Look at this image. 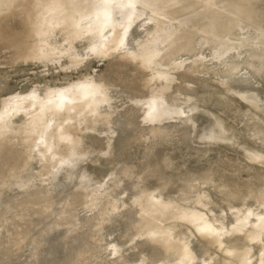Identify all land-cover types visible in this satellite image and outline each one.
<instances>
[{"label":"rangeland","instance_id":"rangeland-1","mask_svg":"<svg viewBox=\"0 0 264 264\" xmlns=\"http://www.w3.org/2000/svg\"><path fill=\"white\" fill-rule=\"evenodd\" d=\"M126 1L68 0L70 12L76 6L87 7L90 14L99 16L103 8L111 4V19L101 20L104 30L100 33H90L82 39L72 33L68 35L62 50L50 47V54L37 60L20 55L11 39H8L12 33H19L23 29L27 5L22 1L13 2L8 9L0 12V34L5 39H0V46L5 44L0 48V124L15 128L32 121L39 111L45 114V127L36 132L31 146L26 150V165L9 171L6 161L0 163V242L7 243L0 248V264H69L68 259L81 250V247L69 245L75 223L83 227L82 241L94 236L92 250L76 264H201L203 261L208 264H239L238 256L248 264H256L264 256V214L261 215L263 218L258 217L253 204L245 209L242 202L246 197L253 200L257 195L264 194V72L259 71L260 64L257 62L264 63V0H187L183 4L187 9L179 12L177 19L166 21L163 28L175 30L177 26L181 28L186 25L183 28L192 32L199 28V34H187L185 37L194 52L182 53L165 64L162 61L153 62L148 67L141 61H130L123 57V54L129 55L126 53L130 52L127 46L122 47L124 44L121 42L127 45L131 39L127 35L134 36L136 23L144 22L151 14L154 17L163 16L165 11L162 6L159 8L154 2L151 5L148 0H145L148 3L143 0L128 3L132 6L136 1L141 5L145 2L142 5L144 8L141 7L144 10H135L140 6L136 2L134 9L129 6L123 11L128 8ZM205 3L211 4L208 6ZM156 6L160 12L153 11L157 9ZM130 9L136 11L132 12L133 17ZM122 15L127 20L130 17L133 22L121 25V20H126L121 18ZM136 15L143 18L137 22ZM210 17L219 19L217 34L200 28ZM180 20L184 21V25ZM189 22L195 25H189ZM132 23L136 28L130 26ZM110 27L116 30V37ZM71 28H75L73 32L77 30L75 26ZM106 30L111 31L108 38L114 35L110 36L111 43L113 39L116 40L112 47L108 38L106 40L102 36ZM127 30L132 33L129 34ZM125 38L126 41H123ZM103 40L105 45L102 44L104 47L99 52H88L94 42ZM106 42L113 50L109 55L105 54L109 51H105ZM118 45L123 49H119ZM236 52L239 53L238 57ZM192 58L195 59L193 65ZM88 85L90 88L92 85L101 86L99 89L103 93L99 96L100 104L106 112L116 113L115 123L123 124L116 134L109 136L104 131L89 128L94 121L93 107L89 110V106H86V110L82 109L84 112H78L81 105L83 108L90 100H95L96 95L92 96L95 91H100L94 87V91L91 89L93 92L90 90L88 93L90 97L81 94L80 89L88 88ZM83 100L88 103H82ZM153 100L157 101L160 109L165 104L161 119L157 115L162 110L156 108L157 115L153 114L154 110L150 113L155 105ZM93 103L89 104L90 107ZM175 111L178 113L175 114ZM70 112L78 116V119H73L77 124L71 120L72 116L69 117ZM78 114L86 116L88 120L90 118V122ZM258 119L262 124L259 122L255 131L252 123ZM84 123L91 125L85 126ZM194 123H198L195 125L197 127ZM249 123L252 124L250 127ZM77 125L81 128L78 129ZM245 126L252 128L247 131L248 127ZM179 128H182L181 134ZM151 129H165L166 135L161 138L162 141L153 138ZM184 129L189 130L187 138ZM70 131L73 133L71 136L79 137L80 148L71 144L67 147L69 143L66 138L64 141L62 138L64 143H60V138L65 133L68 137ZM205 148L206 153L199 155V150ZM16 149L25 150V145L16 146ZM70 152L73 155L71 158L77 159L81 154L85 159L81 157L83 165L77 164L78 167L69 173L65 171L63 162L69 159ZM71 158L70 161L75 159ZM166 163H169L168 167ZM152 165L154 168L147 177H142L141 182L142 173ZM119 174L125 175L121 181L117 178ZM207 175L212 180L211 184L204 183ZM183 177H188V181H184L186 178ZM21 178L25 180L13 183L15 179L22 181ZM173 178H176L174 182ZM177 178L183 179V182ZM144 180L149 183L146 181L145 184ZM161 181L167 182L164 190L159 188ZM141 183L145 184L141 185V190L143 188L148 202L152 204L158 201L160 193H163L165 198L174 200L178 210L174 209L166 220L159 222L153 220L152 212L151 221L145 224L148 231L137 235V230L144 224L143 216H146L138 206H134L137 192L131 185L140 186ZM233 186H236V192L231 196L228 191ZM202 195L207 199L204 207L198 203V197ZM22 197L40 199V205L22 212L16 205ZM75 198L81 202L72 207L70 218L56 222V213ZM49 201L48 212L43 215L38 213L45 209ZM107 206L111 207L113 215L99 216L100 209ZM180 208L202 211L206 224L224 229L220 233L219 243L210 245L207 237L198 235V223L177 222L174 215L179 213ZM93 220L97 225L89 226ZM173 224L175 227L169 231L167 243H156L157 237H153L151 232L157 227ZM24 225L27 229L14 238L17 227ZM185 236L192 242L188 254H167V244L174 240L184 243ZM13 240L18 242L12 244ZM225 249L230 253H225ZM92 251L99 254L93 258Z\"/></svg>","mask_w":264,"mask_h":264},{"label":"bare ground","instance_id":"bare-ground-1","mask_svg":"<svg viewBox=\"0 0 264 264\" xmlns=\"http://www.w3.org/2000/svg\"><path fill=\"white\" fill-rule=\"evenodd\" d=\"M17 1H22V2H24L27 5V15H26V18L24 20V27H23V29L19 33L18 32L16 34H13L12 33V36H8V39L9 38L11 39L10 41H12V44L18 49L19 53H21L20 55L24 54L25 56L29 57L30 59H36V60L37 59L46 58L50 54V50H49L50 47H53V49H60V50H62L63 45L68 41V37H69L68 35H70L72 33H74V34L76 33V35H77V37H79V39L80 38L82 39L83 37H85L86 35H88L90 33H95V34L96 33H100L102 31V29H103L102 26H101V24H100L101 20L103 19L105 21H108L109 19H111L110 17H111V13H112V11H111L112 10V5L111 4L110 5L107 4V6L103 8L104 11L100 14V16L98 14H94V15L90 14L89 13V8H87V7L80 8V7H77L76 6V8L73 9L72 12H70L69 11L70 7L68 5V3H69L68 0H0V12L2 10L8 9V7L11 5V3L17 2ZM122 1L125 2L126 0L125 1L122 0ZM143 1H145V0H143ZM126 2H127V5H128V3L131 2V0H130V2L129 1H126ZM136 2L139 3V5H140L139 7H136L135 6L137 4ZM136 2H135L136 4L135 3H133V5L131 4L133 7L130 6V5H128V8L123 9V11L124 10L126 11V9H129V6H130V8L132 7V9H134V6H135L136 7L135 10H137L138 8L140 9L141 7L144 8V6H142V5H144V3L146 1L142 5L140 4L139 1H136ZM148 2H150V3L151 2L156 3L159 6V8L162 6L163 7L162 8L163 11H165V12H163L164 15L163 16H158L160 14L157 15V13L156 14L153 13V14L157 15L158 17H156V16L154 17V16H152V14H151V16L150 15H148V16L146 15L147 18L142 23H141V21L138 22V19L140 20V18H143L142 16H145V14L142 15V16H140V17H138L136 15L138 17V18H136L137 19V22H138V24L139 23L140 24L138 25L136 23V27L137 28L134 26L135 23H134V25H133V23L130 24V26H134L136 28V31L133 32L134 33V36L133 37H129L131 35L130 33H132V32H130V30H129V32H130L129 33L128 30H127V32L130 34V35H127V36H128V38H131L129 40V42L127 41L128 42V43H126L127 45H125V42H121L124 38L122 40H119L121 43L124 44V46H122V47L125 48V46H127V48L129 49V52H130V53H128L127 52L128 50L126 48V50H127L126 51L127 52L126 54H129V55L123 54L124 52L122 51L123 52L122 54L124 55L123 57H126L130 61H141L145 67H148L153 62H160V61H162L163 64L168 63L174 57L181 56L182 53H184L182 55L192 54V52H194V49H191L189 47V45H188L185 37H186L187 34L188 35L191 34L192 36H194L196 34H199V30H198L199 28L197 29L198 32L195 31V30H194L195 32L194 31L193 32L192 31H189L188 28L187 29L186 28H183L184 26H186V25H184V21L183 20L182 21L180 20L183 23L182 25H184L183 27H181L182 25H180L181 24L180 23L179 26L181 28H178V26L175 27V28H177L175 30L174 29L173 30H170V28H169V30H167L168 28L167 29H164L165 27L163 28V25L165 26V22L166 21L170 22V21H172V19L175 20L176 17L178 18V13L179 12H182V11H184V10L187 9V7H184L185 5H183L185 2H187V0L186 1L185 0H148ZM148 2H146V3H148ZM207 2H209V0ZM211 3H209V4H211ZM209 4H206L205 3V5H208V6H209ZM151 5H152V3H151ZM205 5H204V7H205ZM154 7L155 6H153V8ZM143 8H141V9H143ZM205 8L207 10V7H205ZM132 9H130V11H131L130 13H132L133 11L136 12L135 10L132 11ZM145 9H146V7H145ZM147 9H148V7H147ZM149 10L151 11V7H150ZM155 10L157 11L158 10V7H157V9H154L153 11L155 12ZM141 13L142 12H140L139 14H141ZM163 13H161V14H163ZM126 15H128V13ZM133 16H134V14L132 15V17ZM125 17L126 16L122 15L121 18L122 19H126L127 17L126 18ZM119 20H120V18H119ZM126 20H125V22H124V20H121V23L123 22L122 24L119 21L118 22L121 25H123V26L125 24H128L127 23L128 21L133 22V21L130 20V17H129V20H127V21ZM185 20H187V19H185ZM112 22L114 23V21H112ZM187 22H186V24H188ZM218 22H219L218 17H210L209 20H208V22L205 25H203L202 27H200L199 25L198 26L201 28V30L204 29L207 32H210V33H213V34H217V25H218ZM192 23L189 22V25H192ZM106 24H108V23H106ZM116 24L118 25V23H115V25ZM111 25H112V23H111ZM193 25H195V24L193 23ZM73 26L77 27V30H75V32H73V29H75V28H71ZM108 27H109V25H108ZM118 27H122V26H118ZM110 28H111V30H114V29H112V27H110ZM116 28H117V26H116ZM122 28H124V27H122ZM130 28L132 29V27H130ZM18 30H20V29L18 28ZM120 30H119V32H120ZM117 31H118V28H117ZM122 31H123V29H122ZM9 33H10V31H9ZM110 33H111V31L109 32L108 30H106V32L102 36H104V38L106 39V37ZM114 33H117L116 30H114V32L112 31V34H114ZM4 34H5V32H4ZM114 35H110V36H114ZM119 35H121V34H119ZM110 36H109V38L108 37L107 38H108V42L110 41V43H111V39H110L111 37ZM127 36L125 35V37H127ZM114 37H116V35ZM114 37H112V38H114ZM119 38H121V37H119ZM0 39H2V40L4 39V38H2V34H0ZM10 41H7V42H9V44H10L11 43ZM100 41L94 42V44L91 47H89L88 52L90 54L91 53L94 54L99 49H101V47L102 48L104 47V46H102V44L105 45L104 44L105 43L104 40L102 42H100ZM113 41L115 42L116 40L113 39L112 40V43H113ZM119 41H118V43H119ZM123 41H126V38ZM0 42H1V40H0ZM112 43L109 46L112 47ZM108 44L109 43L106 44L107 46L105 48H107V50H105V51H108V49L111 48V47H108ZM115 44H117V43H115ZM115 44H113V45L115 46ZM123 44H121V45H123ZM2 45L4 46L5 44L3 43V44H1V46ZM121 45H118L119 46V49H123V48H121ZM1 46H0V48H1ZM6 46H7V44H6ZM114 46H113V48H114ZM6 48H4V49H6ZM102 50L104 51V49H102ZM103 51H102L101 54H103L105 52V51L104 52ZM109 51H111V50L109 49ZM109 51H108V54H107V52L105 54L106 55H109L110 53H112L113 50L111 52H109ZM236 55L238 57L239 53L236 52ZM233 60H235V58H233ZM233 60H231V61H233ZM191 61H192L191 62L192 65H193V62L195 61V59L192 58ZM257 62L260 64L259 71L261 73L264 72V63L263 62H260V61H257ZM256 79L259 80L257 77H256ZM249 81L251 82V80H249ZM250 85L251 84H249V86ZM94 87H97L99 89L101 86L99 87V86H93L92 85V88H90V86L88 85V88H87V86H86V88L85 87L84 88L82 87L80 89V92H81V94L82 93L88 94V93H90V90L91 89L92 90L94 89ZM97 88H96V90H97ZM242 88H243V86H242ZM244 88H245V86H244ZM104 90H106V89H104ZM240 91H241V89H240ZM94 93H93L92 96L96 95L95 96V100H90L89 101V104H92L94 102L93 103L94 105L90 107L89 104L88 105L83 104L85 106H83V108H82V105L80 104L81 105V109L78 112L81 113L83 111L82 109H85L86 110V106L87 107L89 106V110H91L92 107H93V110L94 111L92 110V112H95V114L93 115L94 117H92V118H94V121L91 118V120L93 121V123L91 122L92 125L90 123H87L86 125L84 123V125L85 126H88V124H89V125H91V127H89V128L94 129L96 131H104L107 135L112 136V135L116 134L117 132H119L120 129H122L123 124L122 123H118V124L115 123L114 120L116 118L115 117V114L116 113L106 112L105 111V108L103 107V105L100 104V102H102V101L99 102V100H101L99 96L103 92L100 90V91H95ZM88 95L90 97L91 94H88ZM61 97H63V95ZM86 97H88V96H86ZM91 98H93V97H91ZM83 99H87V98H83ZM257 100L258 99H256V101ZM91 101H92V103H90ZM153 101H154L155 105H157V101L156 102H155V100H153ZM202 102H204V101H202ZM82 103H86V100L85 101L83 100ZM159 103H160L159 104L160 105L159 107H161L162 106L161 105V102H159ZM155 105H153V106H155ZM164 105L162 107H164ZM153 106L151 107L152 108V111L150 112V109L148 111L150 113H152L153 110H154L155 113H153V114L154 115H157L158 113L156 114V108L158 110L160 108H158V105H157V106H155V109H154ZM149 107H150V104H149ZM149 107H147V108H149ZM162 107L160 109V110H162V112H159V114L157 115L158 117L160 116L159 117L160 119L163 118L162 117L163 116V108ZM76 109H79V108H76ZM76 109H73V110H76ZM89 110H87V111H89ZM165 110H167V109H165ZM171 110H169V111H171ZM180 110H182V109H180ZM169 111H168V113H169ZM71 112H74V114H77L78 113L77 111H76L77 113L75 111H71ZM71 112L68 113V114H70L69 117L70 116L73 117V118L70 117V118H72L71 120L73 121L74 117L76 119H78V116L76 117V115H74L73 113L71 115ZM185 112H186V110H185ZM160 113H162V115ZM177 113L178 112L175 111V114H177ZM82 114H80V115H82ZM86 114L84 113V115H86ZM47 115H46V117H47ZM84 115H82V117ZM152 115H149V116L151 117ZM149 116H147V117H149ZM84 117H85V119L87 118L86 116H84ZM84 117H83V119H84ZM152 117H154L155 120L157 118L155 116H152ZM154 118H152V120ZM146 119H148V118H146ZM170 119H171V117H170V114H169V119L168 120H170ZM79 120L81 121V119H79ZM87 120H88V118H87ZM251 120H253V119H251ZM80 121L78 122V125L81 124V122L82 123L85 122V120H83L81 122ZM260 121L261 120L258 119L257 122L252 123L253 124L252 127H254L256 129V127L258 126L257 124H259ZM44 122H45V114H44V111L43 112L42 111H39L35 115V117L33 118L32 121H30L29 123H26V124H21L18 127L9 128L5 123L0 124V163H3V162L6 161L5 164L7 163V166H9L8 167L9 168L8 169L9 171H14V170L20 169L22 166H25L26 165V162H27L26 161V150L31 146L32 141L34 140V137L36 135V132L38 130L43 129L45 127V126H43V125H45ZM73 122H76V124H77V121L76 120H74ZM88 122H90V118H89ZM196 124H198V123H196ZM196 124L194 123V126ZM78 125H77L78 129H80L81 127H79L80 125L79 126ZM251 125L249 123L248 126L250 127ZM74 126H75V124H74ZM248 126H245V127H248ZM195 127H197V126H195ZM249 127H248V130L247 131H249V129L252 128V127L251 128H249ZM72 129H70V130H72ZM85 129H87V127H85ZM245 129H247V128H245ZM75 130H76V128H75ZM164 130L157 131L155 129H151V134H152L153 138H158V139L161 140V138H163L164 134L166 135V132ZM181 130H182V128L181 129L179 128L180 134H181ZM252 130H254V129H252ZM257 130H258V128L255 131H257ZM255 131H250V133L251 132L253 133ZM66 132H68V131H66ZM71 133L72 132L70 131L68 137H67V135L65 133L66 137H65V135H63L64 137L62 136L60 138V140L63 138V141H64L65 140L64 138H66V142L68 141V143H69L67 145V147H69L70 144L73 145V146L79 147L78 146L79 145V141H80L79 140V137L78 136H74V135L71 136L73 134V133L72 134ZM183 133L185 135V138H187V136L189 135V130L188 129L187 130L184 129L183 130ZM256 133H255V135H256ZM263 133H262V135H263ZM260 135H259V137H260ZM247 136H250V134L247 135ZM259 137L256 136V138H259ZM262 138H264V136H262ZM63 141L61 140L60 143L63 142ZM178 141H180V140H178ZM183 141H185V139ZM258 141H259V139H258ZM263 141H264V139H263ZM157 142H158V140H157ZM179 143H181V142H179ZM262 144H264V143L262 142ZM19 145H25V150H22V151L21 150L20 151L17 150L16 149V146H19ZM157 145H159V144L157 143ZM70 147L72 148V146H70ZM77 147H73V148H76V151H77L78 150ZM159 147H161V146H159ZM227 147H229V146H227ZM151 148H152V146H151ZM155 149H156V147H155ZM69 150H70V148H68V151ZM206 151H207L206 148L205 149H202V150H199V153H200L199 155L203 156L206 153ZM152 152H153V150H152ZM197 152L198 151H196L195 153H197ZM69 154H70V156H69ZM69 154H68L69 159L66 158V160L67 159L68 160L66 162L64 160V162H63L64 164L63 165H65V167H66L65 171H68L70 173V171L73 172L72 170L73 169H76L79 164L81 166L83 165L81 163V159L84 157V155L79 154L80 157H78L77 159L75 157H73V158H75V159H73V158H71V156H73L71 154V152ZM86 154H88V153H86ZM191 154H192V152H191ZM88 155H90V154H88ZM85 156L88 157L87 155H85ZM70 158L73 159V160L70 161ZM52 159H53V157H52ZM84 159H85V157H84ZM153 165L149 169H147L146 171H144L142 173V175H141V182H142V177H147L148 174H150L151 169L154 168ZM165 166L168 167L169 166V163H166ZM1 174L2 173L0 172V175ZM186 176H188V175L186 174ZM190 176H191V174L188 177H190ZM124 177H125L124 174H119L118 177H117L118 178V181H121ZM188 177H183V178H186V179H184V181L185 180L188 181L187 180ZM17 179H15L13 181V183L15 181H17V182H23L25 180V179L22 180L23 178H21L22 181L17 180ZM75 179H77V178H75ZM175 179L173 178V182H174ZM86 180L88 181V178H86ZM177 180L178 181H182L183 179L181 180L180 178H177ZM146 181L149 183L148 180H146ZM146 181H145V184H146ZM81 183H83V180H82V182H80V184ZM177 183H179V182H177ZM204 183H208V184H211L212 183V180H211V178H210L209 175H207V176L204 177ZM142 184H144V183H141L140 186L131 185V188L137 192V196H136V198L134 200V206H138L140 208V211L142 213H144L145 216H146V217L143 216V218H144V224H142L140 226V228L137 230V235L148 231V229L145 228V224L148 223L149 221H151V213L152 212L154 213L153 220L156 219V221L159 222V221L166 220V218L169 217V214L174 209H177L178 210V207L176 206V203L174 202V200L165 198L163 196V193L162 194L160 193V198L158 199V201H155L152 204H151V202H148V199L146 198L144 192L142 191L143 188L141 190V185ZM11 185L13 186L14 184H11ZM14 186H16V185H14ZM159 186H160L159 187L160 190H164L165 187L167 186V182L161 181V184H159ZM144 189L146 190L147 188L144 187ZM235 192H236V186H233L228 191V194L231 195V196H233V195H235ZM164 195H165V193H164ZM169 195L170 194H168V196ZM114 199L117 200V198H114ZM205 199L206 198H205L204 195H202V197L201 196L198 197V203L201 206H203V207L206 205ZM251 199L252 198H250V197H249V199L246 197V199L244 200V202H242V207H244L245 209H247V208H250L251 205L253 204L256 207V210H257V212H255V214L258 217L261 216V215H263L264 214V194L257 195L253 200H251ZM33 201H35V202H33ZM40 201H41L40 199L32 200L30 198H24V197H22V198H20L18 200L19 203L16 204V205H18L17 206L18 209H20L22 212H25V211H27L29 209H36V207L40 205L39 204ZM50 202L51 201L48 202V204L44 207L45 209H43L42 212H38V213H42V215H43V213L48 212L47 210H49L48 208H49V204H51ZM80 202H81V200L79 198H75L72 201H70L68 205H66L65 207H62L61 210H59L56 213V215H55L56 222L65 221L66 219L70 218L71 210L73 209L72 207L75 204L77 206ZM16 203H17V201H16ZM14 204H15V202H14ZM255 214H253V215H255ZM98 215L99 216H111V215H113V211H111V207L110 206H107V207H104V208L100 209ZM174 216H175V219L177 220V222H187V223H189L191 225H193L192 223H195V224L198 223V228L196 230V232H197L198 235L207 237L208 238V243L210 245H214V244H218L219 243V240H220V237H221L220 236V233L222 231H224V229H222L221 227H219L217 225H210L209 223L206 224L207 220H206V217H205V213H203L202 211H188V210H183V209L180 208L179 213H177ZM257 216H255V217H257ZM172 217H173V215H172ZM259 219H261V218H259ZM259 219H257V220H259ZM262 221H264V219H262ZM94 224L97 225V222L95 220H93L89 224V226H93ZM195 224H194V226H197ZM16 225H18V224H16ZM16 225H14V226H16ZM73 226L74 227L72 228L71 236H70V239H69V245L78 246L79 248L81 247V250L77 252L78 253L77 255H75L74 257H70L68 259L67 262L69 264H76V263H78L80 261L81 258H84V256L86 254H89V252L92 250L91 247H92L93 238H94V236L91 235L89 237H86V240H83L82 241L81 232H82V228L83 227H81L79 224H76V223ZM174 227H175L174 224L173 225H169V226H164V227H157L154 232L153 231L151 232V235H153V237L154 236L157 237V239H155L156 243H164V244H166L167 243L166 242V237H167L169 231H172V229ZM26 229H27V226L26 225L17 227V229H16L17 232H16V235L14 236V238L17 237V234H19L21 231L22 232L25 231ZM167 238H169V237H167ZM15 242H18V240L11 241L12 244H14ZM3 244H7V243L0 242V248L3 247ZM191 244H192V242L189 239V237L188 236L187 237L185 236L184 237V243H181L178 240L177 241L174 240L172 243H168L167 244L165 251L167 252V254L168 253H173V252H179L182 255H184L185 253L188 252L189 248L191 247ZM224 252L225 253H230V252H228L227 249H225ZM98 254L99 253H96L95 251H92L91 256L94 258ZM238 257H239L238 258L239 259L238 260V263L239 264H248L247 261L246 260L244 261V259L242 257H240V256H238ZM201 264H208V263L203 261ZM256 264H264V256L261 257L260 260Z\"/></svg>","mask_w":264,"mask_h":264}]
</instances>
